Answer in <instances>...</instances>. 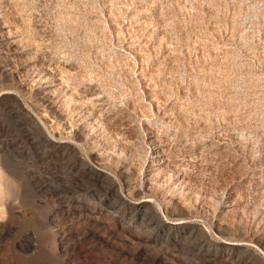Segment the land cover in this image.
Here are the masks:
<instances>
[{
	"label": "rangeland",
	"instance_id": "374dc122",
	"mask_svg": "<svg viewBox=\"0 0 264 264\" xmlns=\"http://www.w3.org/2000/svg\"><path fill=\"white\" fill-rule=\"evenodd\" d=\"M0 264H264V0H0Z\"/></svg>",
	"mask_w": 264,
	"mask_h": 264
},
{
	"label": "bare ground",
	"instance_id": "6f19581e",
	"mask_svg": "<svg viewBox=\"0 0 264 264\" xmlns=\"http://www.w3.org/2000/svg\"><path fill=\"white\" fill-rule=\"evenodd\" d=\"M142 71V70H141ZM141 73V72H140ZM145 77V76H144ZM141 80L143 81V77L141 78ZM147 82V81H146ZM147 85H149V84H147ZM146 86V85H145ZM148 87V86H147ZM153 91V90H152ZM146 93V92H145ZM146 95V99L148 100L147 101V103L148 104H154L155 103V99H157L156 97V95H155V93H153V92H151V91H149V89H148V92L145 94ZM146 103V104H147ZM145 104V105H146Z\"/></svg>",
	"mask_w": 264,
	"mask_h": 264
}]
</instances>
